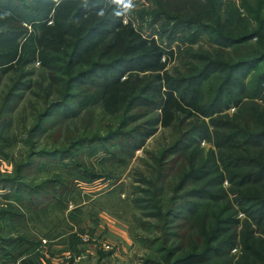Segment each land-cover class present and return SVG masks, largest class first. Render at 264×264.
Here are the masks:
<instances>
[{"label":"trees","instance_id":"16d2710c","mask_svg":"<svg viewBox=\"0 0 264 264\" xmlns=\"http://www.w3.org/2000/svg\"><path fill=\"white\" fill-rule=\"evenodd\" d=\"M168 3L163 0L152 12L151 18L171 20L155 38L135 26L127 16L129 10L113 0H0V77L16 75L0 107V139L10 126L8 113L31 87L34 66L47 70L49 82L61 87L60 96L37 114L34 134L44 132L55 117L94 106L118 121L104 133L76 137L66 148L41 149L35 152L41 163L29 158L16 176L0 177L8 202L0 209V219L23 218L21 205L33 211L55 203L64 206V196L74 192L78 180L98 179V174L82 167L83 153L91 156L102 150L104 160L131 155L157 127H173L178 137L153 158L158 167L153 196L161 195L173 162H180L182 175L171 187L165 212L141 209L160 220L162 264H264V113L254 102L257 97L264 99V0H241L257 27L245 26L238 35L224 31L215 4L182 18L168 11ZM212 18H217L214 26L209 22ZM161 36L166 37L165 44ZM203 36L218 52L241 47L252 37L260 43L234 61L187 49L189 71L170 72L168 66L175 59L170 44L194 43ZM250 73V83L245 84ZM229 92L236 94V102L243 95L251 99L233 118L219 115ZM249 118L253 125L247 123ZM200 140L211 142L218 154L211 149L202 157ZM48 162L63 168L55 179L57 188L52 179L33 187L22 181L23 170L39 169ZM224 178L230 183L232 200L222 187ZM132 201L138 205L148 200ZM238 210L244 214L242 220ZM25 241L0 237L1 261L35 264L28 248L33 242L24 247ZM238 243L241 253L234 262L231 250ZM142 264L160 263L147 259Z\"/></svg>","mask_w":264,"mask_h":264},{"label":"rangeland","instance_id":"374dc122","mask_svg":"<svg viewBox=\"0 0 264 264\" xmlns=\"http://www.w3.org/2000/svg\"><path fill=\"white\" fill-rule=\"evenodd\" d=\"M170 1L171 3L167 4L168 11L182 18H185L188 12L197 11L198 14L201 8L215 4L220 8L224 31L231 35H238L245 26L248 30L257 27L254 19L248 17L241 0ZM133 4L134 7L127 12V16L145 35L159 38V33L167 30L171 24V20L166 18H151L152 12L158 4H163V0H135ZM216 21L217 18H212L209 22L214 26ZM160 39L164 44L167 42L165 36ZM258 41L260 43L258 37H252L241 47L233 46L218 52L206 36L194 43L176 40L168 47L175 51V59L168 68L173 74H186L191 67L185 52L190 49L207 56L215 55L234 61L242 55H249L257 48ZM47 72L34 66L29 77L31 87L22 92L21 98L8 113L10 126L0 139V177L16 176L22 170L21 165L29 158L41 163L43 159L35 155V152L41 149L66 148L69 142L78 136H86L91 132L104 133L118 124L116 118L106 116L99 106H94L69 117H55L47 124L44 132L34 134L31 130L37 114L47 103L60 96V85L51 84ZM15 76L8 73L0 77V107ZM252 76L253 73H250L244 83H250ZM229 94L219 115L233 118L239 113L242 104L251 102V99L243 95L236 102V94ZM254 102L259 112L264 113V99L257 97ZM247 123L253 125V118H249ZM178 134L176 128L157 127L131 155H117L115 159L104 160L102 157L105 154L102 150L91 156L83 153L80 157L82 167L100 177L91 182L78 180L74 192L64 196V206L55 203L49 204L43 210L33 211L21 205L23 218L13 221L0 219V237L23 238L26 240L24 247L29 241L33 242L28 248L29 257L33 256L35 264H142L147 259L162 264L164 248L163 244H160L161 231L157 228L160 220L143 213L141 209L146 208L145 212L159 209L163 213L168 207L169 198L173 195L171 187L178 183L183 168L180 162L172 163L164 181L163 191L159 197H155L152 182L158 167L153 158L159 157L162 150L166 149ZM198 146L202 149V157L211 149L218 154L214 145L207 140H200ZM62 172L61 165L48 162L47 165L42 164L39 169L32 168L26 173L23 170L22 181L33 187L46 184L48 179H52V186L57 188L55 179L62 175ZM222 187L228 199L232 200L234 194L229 190L230 183L226 178L222 181ZM6 190L0 188V209L8 205L4 198ZM133 198H145L148 201L137 205L133 203ZM237 217L242 220L244 214L238 210ZM241 227L240 221L236 226L237 231ZM231 253L235 262L241 253L239 243L232 248ZM0 264L8 262L1 261L0 258ZM13 264L21 263L14 261Z\"/></svg>","mask_w":264,"mask_h":264},{"label":"clouds","instance_id":"9594fccd","mask_svg":"<svg viewBox=\"0 0 264 264\" xmlns=\"http://www.w3.org/2000/svg\"><path fill=\"white\" fill-rule=\"evenodd\" d=\"M114 3L121 5L124 11H128L134 7L132 0H113Z\"/></svg>","mask_w":264,"mask_h":264}]
</instances>
